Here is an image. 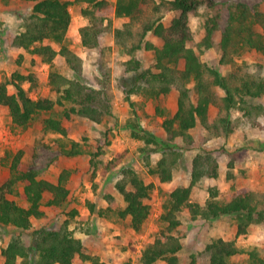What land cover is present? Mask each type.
Returning a JSON list of instances; mask_svg holds the SVG:
<instances>
[{"label":"trees","instance_id":"1","mask_svg":"<svg viewBox=\"0 0 264 264\" xmlns=\"http://www.w3.org/2000/svg\"><path fill=\"white\" fill-rule=\"evenodd\" d=\"M24 1L33 5L22 29L14 35L13 44L40 56L49 64V83L58 97L56 100L47 96L32 97L22 83L25 79L34 81L33 74L15 71L10 77L1 78L0 105L8 109L12 123L17 127H27L37 114L52 111L55 104L65 105L66 101L72 103L69 108L65 107L67 118L75 113L100 121L103 114L110 110L107 91L95 89L80 79L83 61L71 49L67 39L71 23L70 5L73 3H80L81 12L88 19L80 27L84 46L98 47L100 34L112 30L116 44L131 55L125 63L131 75L123 83L127 98L130 93L159 98L168 94L173 86L178 91L177 109L172 115L164 114L157 107L158 113L164 115L162 127L166 132L165 138L144 129L138 122L133 126V135L145 142L141 150L161 153L155 164L148 160L149 173L159 180L172 179L173 171L183 157V150L195 142L192 128L197 124L215 135L227 136L241 119L254 121L264 111V104L255 100L264 97V76L249 72L237 61L246 49L264 53V10L259 7H251L244 1L229 3L228 21L218 41L222 51L220 62L230 65L223 73L219 67L211 66L202 59V53L212 46L213 36L219 28L218 14L206 19L204 36L195 46L190 44L194 36L188 28V21L189 16L196 13L192 0H116L115 3L110 0ZM168 13L174 15L170 24L165 25L163 19ZM114 17H125L127 20L122 26H113ZM149 34L161 38V45L148 39ZM141 49L154 52V68L143 67L142 61L134 55ZM57 54L64 56L77 77L69 78L54 69ZM10 85L14 86L15 92H10ZM193 93L195 99H192ZM211 107L214 113L210 112ZM43 129L59 133L61 138L68 137L70 133L62 118L52 115L44 118ZM176 139L185 145L174 142ZM59 142L60 151L67 156L83 151L74 139H61ZM98 148L100 150V146ZM22 154L21 149L13 155L11 176L0 186V225L27 229L33 217L45 216L44 205L54 208L67 202L71 170L62 169L57 181H52L40 176V169H21ZM217 167L212 152L195 155L191 181L169 192L161 213L163 227L142 249V264H180L178 252L182 241L176 231L181 224L179 213L183 210H187L193 218L201 216L208 220L234 215L237 234L246 233L253 222L264 221V210L258 208L256 193L248 187L238 189L229 200L219 199L218 190L212 187L211 195L204 203L191 200L193 185L202 176H216ZM123 175L125 181L117 182L125 200L123 207L97 208L96 203L90 200H87V205L91 212L102 217L111 210L119 218H128L130 226L138 231L151 213L148 199L154 184L147 182L131 167L124 168ZM19 182H24L22 191L15 186ZM126 184L131 187L127 189ZM8 193L18 195L25 204L9 197ZM47 193L49 197L44 199ZM77 212L72 209L69 214L74 216ZM206 249L210 253L209 261L201 264H230V257L242 250L235 240L222 237L212 239ZM1 253L3 264H78L77 258H80V264H87L86 261L104 264L97 255L85 252L82 239L75 236L70 228L69 219L59 226L36 227L28 244L19 236L12 237L2 247ZM190 264H196L193 254ZM260 264H264L263 259H260Z\"/></svg>","mask_w":264,"mask_h":264},{"label":"rangeland","instance_id":"2","mask_svg":"<svg viewBox=\"0 0 264 264\" xmlns=\"http://www.w3.org/2000/svg\"><path fill=\"white\" fill-rule=\"evenodd\" d=\"M192 1L196 6V13L191 14L188 21V28L194 36L190 44L195 46L202 39L206 19L218 14L219 28L213 36L212 46L202 53V59L226 73L230 65L221 64L222 51L218 47V41L228 21L229 3L244 1L251 7L264 10V0ZM32 5V2L24 0H0V79L10 77L15 71L26 75L33 74L34 81L25 79L22 83L29 94L34 98L47 96L56 100L58 93L49 83V64L40 56L13 44L14 35L22 29L23 21L30 13ZM70 11L71 23L67 39L71 49L83 61L80 79L95 89L106 90L111 107L100 121L75 113L67 118L65 107L69 108L72 103L66 101L65 105L55 104L52 111L37 114L27 127H17L12 123L8 109L0 105V186L11 176L10 164L13 155L21 149L23 170L40 169V176L52 181H57L62 169L71 170L68 179L70 193L63 206L53 208L44 205L45 216L33 217L31 226L27 229L0 225V264L4 263L1 249L12 237L19 236L28 244L36 227L59 226L65 219H69L74 235L82 239L85 252L97 255L104 264H142V249L163 227L161 213L169 192L178 185L190 183L192 160L199 152L206 155L209 151L216 157L217 175L202 176L193 185L190 196L192 201L204 203L211 195V187L218 190L217 195L221 200H229L238 189L248 187L256 193L258 208L264 210V111L254 121L241 119L235 130L227 136L215 135L197 124L192 128L195 142L183 150V157L176 165L172 179L159 180L149 173L148 160L155 164L161 153L141 150L145 142L133 135V126L138 122L144 129L165 138L166 132L162 127L164 115L158 113L157 107L166 115H172L176 111V87L173 86L168 94L159 98H146L138 93H130L127 98L123 83L131 75L125 64L131 55L116 44L112 30L100 34L98 47L84 46L80 27L88 19L82 14L80 3L71 4ZM173 15H165V25L170 24ZM126 20L125 17H114L112 25L122 26ZM148 39L156 45L162 43L161 38L153 34H149ZM134 55L142 61L143 67L154 68L152 50L141 49ZM237 61L249 72L264 76V53L246 49ZM54 69L69 78L77 77L61 54L54 58ZM9 89L10 92H15L13 85ZM192 97L195 99L194 93ZM255 100L264 104V97ZM210 112L214 113L213 107ZM50 115L62 118L63 123L70 128L68 137L61 138L59 133L43 129L44 118ZM61 139L78 141L82 153L74 156L63 154L59 148ZM174 142L185 145L180 139ZM126 167L135 169L147 182L154 184L148 199L151 213L138 231L130 226L128 218H119L111 210L102 217L91 212L87 205V200H90L96 203L97 208L123 207L125 200L117 188V182L125 181L123 169ZM15 186L22 191L24 182ZM130 187V184H126L127 189ZM7 195L25 204L18 195ZM48 197L47 193L44 199ZM72 209L78 211L74 216L69 214ZM179 217L181 224L176 234L182 241V248L178 252L180 264H190L192 254L196 264L208 262L210 253L206 245L218 237L235 240L242 249L230 257V264H260V259L264 260V221L253 222L246 233L237 234L234 215L208 220L201 216L193 218L187 210H183ZM76 263H81L80 258L76 259ZM85 263L91 264L88 261Z\"/></svg>","mask_w":264,"mask_h":264}]
</instances>
